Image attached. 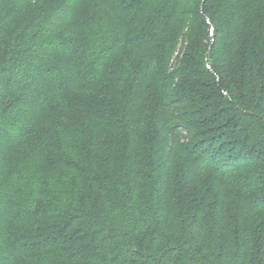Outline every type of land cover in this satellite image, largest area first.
Listing matches in <instances>:
<instances>
[{
    "label": "trees",
    "instance_id": "1",
    "mask_svg": "<svg viewBox=\"0 0 264 264\" xmlns=\"http://www.w3.org/2000/svg\"><path fill=\"white\" fill-rule=\"evenodd\" d=\"M0 264H264V0H0Z\"/></svg>",
    "mask_w": 264,
    "mask_h": 264
}]
</instances>
